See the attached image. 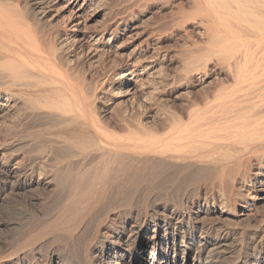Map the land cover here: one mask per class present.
<instances>
[{
	"label": "bare ground",
	"instance_id": "6f19581e",
	"mask_svg": "<svg viewBox=\"0 0 264 264\" xmlns=\"http://www.w3.org/2000/svg\"><path fill=\"white\" fill-rule=\"evenodd\" d=\"M28 6L0 4V264H264V0Z\"/></svg>",
	"mask_w": 264,
	"mask_h": 264
},
{
	"label": "rangeland",
	"instance_id": "374dc122",
	"mask_svg": "<svg viewBox=\"0 0 264 264\" xmlns=\"http://www.w3.org/2000/svg\"><path fill=\"white\" fill-rule=\"evenodd\" d=\"M15 1V2H14ZM19 1V2H18ZM25 2H26V0H24ZM23 0L21 1V0H0V4L1 5H3L6 9H8V10H11V11H14V12H17L18 13V17H19V19L20 18H22V16H20V14H21V12H24L26 9L25 8H27V7H29V8H27V11L29 12H27V11H25V12H27V15H28V17L30 18L29 20H31L30 22H32V23H34V24H37V23H40V21L38 20V21H35V20H37V19H35L36 17H35V12L31 9V11L29 10L31 7L30 6H28V2H30V0H27V3H25ZM111 1V2H110ZM116 1V2H115ZM109 0V1H107L106 0V2H105V0H101V3H102V6L105 8L104 9V11H110V9H112V8H115L116 6H118V3L120 4V2L122 1V0ZM104 2L106 3V4H104ZM17 3V4H16ZM107 3H109V4H107ZM113 3V4H112ZM25 4H27V5H25ZM17 5V6H16ZM109 5V6H108ZM23 8H22V7ZM111 6V7H110ZM21 8L22 9H24V10H21ZM107 8V9H106ZM103 11V12H104ZM163 12V13H162ZM162 12H159V13H155V15L156 16H158V17H162V15L164 16V11H162ZM162 14V15H161ZM34 17V18H33ZM35 19V20H34ZM58 20V22L57 23H59V24H61L62 23V21L60 20V19H57ZM60 20V21H59ZM99 20H100V18H98V19H95V20H93V21H91V22H89V25L91 26V27H94V26H97V25H99L100 24V22H99ZM99 22V24H97L98 22ZM37 22V23H36ZM94 23V24H93ZM41 24H42V22H41ZM45 23L43 22V24H42V26L44 25ZM47 24V23H46ZM169 34H171V33H169ZM169 34H167V36L168 37H164V39L161 41V44H162V46L164 47V45H165V48H167V49H176V50H182L183 48H182V46L180 47V45H183V43H182V38H180V36H179V34L178 33H172V36L171 35H169ZM179 37H178V36ZM170 36V37H169ZM178 38H177V37ZM177 40H176V39ZM180 38V39H179ZM179 40V41H178ZM176 42V43H175ZM171 45V46H170ZM174 45V46H173ZM168 46V47H167ZM173 46V47H172ZM177 46V47H176ZM169 47H172V48H169ZM176 47V48H175ZM179 48V49H178ZM11 119V118H10ZM10 119L8 118V120L10 121ZM0 210H1V208H0ZM6 218V217H5ZM7 219V218H6Z\"/></svg>",
	"mask_w": 264,
	"mask_h": 264
}]
</instances>
